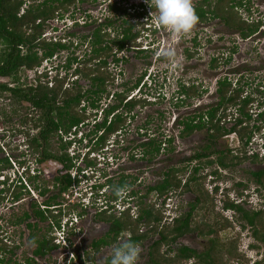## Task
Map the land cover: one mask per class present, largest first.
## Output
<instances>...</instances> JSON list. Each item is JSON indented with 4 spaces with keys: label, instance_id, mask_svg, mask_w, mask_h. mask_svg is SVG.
I'll list each match as a JSON object with an SVG mask.
<instances>
[{
    "label": "rangeland",
    "instance_id": "374dc122",
    "mask_svg": "<svg viewBox=\"0 0 264 264\" xmlns=\"http://www.w3.org/2000/svg\"><path fill=\"white\" fill-rule=\"evenodd\" d=\"M23 1L25 4L22 5L19 14L31 3H34L32 0ZM199 1L201 0H192V3L196 5ZM110 2L111 4L118 2L123 8L121 7L122 9L119 11H112ZM59 13L65 17L60 18L55 14L53 19L45 24L42 39L48 41L61 39L67 43L72 40L74 45L79 43L76 55L80 58L88 51L87 43L80 46L79 39L82 36L89 35L91 30L104 23L105 19L116 20L115 26L121 25L122 18L129 19L134 24L133 32L139 31L136 45H140V48L146 50L138 53L136 47L117 52V57L125 58L117 63L114 62L115 54L113 53L116 50L113 48L109 56H106L108 63L104 68V72L110 75L111 79L114 78L113 82H109L107 85L108 92L122 90L124 84L132 85L143 75L139 88L132 93L137 94L138 97L142 94L148 97L152 103L145 106L137 105L129 114L120 136L112 135L104 149L92 150L95 147V142L85 144L86 140L79 143L75 139L68 146L66 152L72 156L74 163L70 172L72 177H76L79 182L75 183L60 198L63 226L61 230H64L63 235L67 247L55 246L56 243L50 237V233L55 229H49L48 224L51 221L50 218L46 219L45 222L39 224L40 228L34 230V238L39 239L45 234L47 238L52 239L50 243L54 244V247L42 259L39 258L35 264H82L83 261L89 263L93 256L99 258L96 263L94 261V264H101L104 257L111 256L113 247L121 244V241L125 242L129 234L124 232L118 238L119 240L112 243L111 247L95 252L91 246L92 242L104 237L107 231V223L101 219L97 220L95 215L100 211V206L107 205L106 201L113 205V210L118 211L130 205V214L134 217L139 213L140 207L152 204L163 215L159 230L163 224H170L173 217L179 216L189 209V203L195 198L193 192L177 190L170 192L167 197H159L152 192L142 198V204H138L136 198L128 201L130 199L128 193L134 189L143 195L146 193L148 185L161 180L163 172L168 167L185 165H187V169L186 173L181 176L183 180L195 168L194 166H200L198 175L204 177V188L210 194L213 193L216 210L231 223L228 227L217 230V235L221 242H235L238 258L228 255H225V258L229 259L231 264H255L259 261L260 264H264V244L254 238L252 228L246 225L239 212L231 208H224L223 200L228 195L234 200L241 201L240 204L245 209L264 210V188L255 182L251 174L264 166V129L253 134L247 148L248 157L251 153H259V161L256 162L248 158L229 168H222L216 164H205V161H202L200 165L198 160L186 161L198 151L200 146L204 145L205 129L194 131L186 137L180 136L183 128L182 121L193 114L208 109L217 101L218 80L224 77H228L235 85H243L247 92H250L254 87L255 99L264 100V93L256 92L260 83L263 85L260 86L261 89H264V0H243L242 6L237 8L241 19L252 23L260 22L258 31L248 38H243L239 30L226 26L222 20L217 18L197 22L189 33L177 35L157 22L153 0H107L96 4L88 0L76 2L66 11H59ZM70 16L78 17L81 21L78 26L73 25V20L68 18ZM82 19L89 24H83ZM105 31L109 33L108 39L116 33L113 27L107 28ZM69 33H74L75 36L69 37ZM169 50L174 51V59H169L165 55ZM66 54V52H60L56 57L47 62L44 61L43 66H40L38 70L43 71L45 68L48 70L50 66L55 67V65L64 62ZM96 63L95 60L91 65L94 67ZM74 68L75 66L66 75L65 72L60 74L62 78L58 80L65 79L63 80L64 88L72 86L71 81L76 78L73 72ZM56 71L52 70V73L49 74L51 78L48 81H41L49 87L54 86L57 81L56 78H53ZM36 74V70L23 69L19 76L26 83H34L32 80ZM78 79L79 84L86 88L88 81L82 77ZM0 81H8V79L0 77ZM182 85L195 86V93L189 97L181 93ZM114 102V99L106 98L104 95L101 105L104 108ZM251 108L250 112L254 122L252 121L250 125L253 123L260 125L261 122L256 120L257 113L263 108L258 107L256 101ZM31 110L30 103L14 101L8 94L0 95V158L9 157L11 163V166H7L1 172L0 181H3L2 176H4L6 186L11 190L16 180L22 177L32 189L33 183L29 182L28 176L36 173L39 175L34 179L37 180V184H45L50 191H57L58 187L53 184L52 178L62 173V165L54 160L37 163L39 153L28 148L25 137H22L25 131L29 130L31 134L35 132L30 129L29 121H26ZM235 110H227V113L234 114L233 117L229 115V120L238 115ZM93 112L89 108L86 110V115H91ZM101 116V112H98L96 120H100ZM91 125L88 124L80 129L87 132ZM150 136L163 141L165 138L172 137L173 141L171 144L167 143L166 146H163L161 153L151 162H146L139 158L142 151L140 144ZM71 137L73 136H63V141H60L57 136L54 137L50 148L60 153V144ZM116 139L117 141L114 142ZM239 142L237 135L231 133L219 140L217 149L230 148L235 154V151L239 152L237 150ZM90 148L91 150H89ZM87 160H92L93 164L88 165ZM214 171H217L219 176L214 174ZM121 176H124L131 185L117 193L116 197L118 198H113L114 194L111 188L106 186L107 179L117 183ZM24 179L23 183H25ZM215 186L219 187L217 192ZM34 192L37 195V192ZM22 197L24 198L23 204L18 207L14 206L10 199L0 201V227L5 229V234L0 239L5 240L4 237H7L8 242H4L14 250L13 254L2 252V257L11 259L13 262L9 264L17 262L25 264L26 259L32 255L31 251L34 247H38L37 242L32 243L31 238L28 237L30 231L23 224L14 223L16 215H20L23 209H27L29 196L24 192ZM41 199L39 198V201ZM110 199H116V203L113 204L114 202H110ZM113 210L111 213L117 215L118 213ZM81 211H83V215L78 216L77 212ZM69 212L70 214H68ZM193 215L196 219L205 222V216L199 211L198 213L194 211ZM64 225L65 229H63ZM153 226L155 224L141 227L140 230H152ZM47 229H49L48 232ZM157 233V231L152 232V236L144 241L137 264H150L148 261L149 243L158 238ZM213 236L214 234L199 235V232L193 231L186 233L176 238L173 243L163 244L159 256H175L177 248L181 244L201 253L210 245L209 239ZM71 241L80 245L74 252L70 245ZM141 247L139 246L140 249ZM78 256H82L81 262ZM193 262L196 263V260ZM183 264H189V261H185ZM197 264L203 263L197 262Z\"/></svg>",
    "mask_w": 264,
    "mask_h": 264
},
{
    "label": "trees",
    "instance_id": "16d2710c",
    "mask_svg": "<svg viewBox=\"0 0 264 264\" xmlns=\"http://www.w3.org/2000/svg\"><path fill=\"white\" fill-rule=\"evenodd\" d=\"M77 1L84 2L88 0H42L30 4L19 14L22 5L25 3L23 0H0V77L8 79V81H0V95L8 94L14 101L30 103L32 110L26 121H29L30 129L35 132L32 135L29 130L25 131L26 141L34 151L40 153L37 160L40 162L55 160L62 165V173L55 176L53 181V184L59 187L61 193L67 192L79 181L76 177H72L70 172L74 167L72 156L67 152L60 154L50 148L54 137L57 136L60 141H63V135L69 134L73 129H77L78 132L81 127L92 124L87 132L84 130L85 136L88 138L89 143L95 142L93 150L101 149L108 144L107 142L112 135L120 136L130 116L129 114L137 105L145 106L152 103L148 100V97L142 94L138 97L137 94L132 93L139 88L143 75L132 85L124 84L122 90L113 93L108 92L107 85L109 82H113L114 78L111 79L110 75L104 72V68L108 63L106 56H109L113 48L116 50L113 53L115 54L114 62L117 63L125 59L124 57H117V52L136 47L138 53L146 50L140 48V45H136L139 31L133 32L134 24L129 19L122 18L121 25H117L119 28L115 26L116 20L105 19L106 21L94 27L89 35L82 36L79 39L80 46L87 43L88 47V51L82 58L76 55L79 43L74 45L72 40L67 43L61 41V39L55 41L42 39L45 24L53 19L56 12L66 11ZM92 1L97 0H89V2ZM242 4L243 0H201L193 7L199 18L198 22L217 18L222 20L226 26L239 30L243 38H248L258 31L260 22L252 23L241 19L237 13V8ZM121 7L118 2L110 5V8L114 11L121 10L123 8ZM124 14L126 15V13ZM62 17L63 14L60 15V18ZM85 24L89 23L86 21ZM110 27H113L116 33L108 39L109 33L105 30ZM68 36L74 37L75 34L69 33ZM60 52H66L67 54L64 62L55 65L53 69L57 70L53 76L57 80L54 86L49 87L39 78L34 80V83H26L19 76L21 70L37 68L42 65L43 61L56 57ZM95 60L97 63L93 67L91 63ZM74 66L73 72L76 78L71 81L72 86L64 88L63 80L65 79L58 80L62 78L60 74L65 72L66 75ZM80 77L88 81L86 88L79 84L78 78ZM260 86L263 85L260 83L256 92L264 93V89H261ZM181 88V93L188 97L196 90L195 86L186 87L182 85ZM216 92L217 101L215 103L208 109L193 114L181 122L183 125L180 133L181 137L189 136L197 130H206L204 145L200 146L198 151L186 161L198 160L199 165L202 161H205V164H216L222 168L232 167L248 158L258 162L259 153H251L248 157L247 148L251 143L253 134L264 129V100L255 99L254 87L250 92H247L243 85H235L228 77L218 80ZM142 93L144 92L142 91ZM104 95L106 98L111 97L115 102L103 108L101 103ZM255 101L258 107L263 108L257 113L256 120L261 122L260 125H258L259 123L250 125L252 121L254 122L250 109H252L251 106L254 105ZM89 108L92 112H95L86 115V110ZM228 109H236L235 113L238 115L229 120V115L231 116L232 113H227ZM98 112L102 114L100 120H96ZM86 120L87 123H85ZM231 133H235L240 141L237 148L239 152L235 151V154L232 153L233 150L230 148L217 149L219 140ZM172 141V137L165 138L164 141L154 136L148 137L140 144L142 151L139 158L151 162L161 153L163 146H166L167 143L171 144ZM71 143L72 141L67 140L60 145L61 148H66ZM212 156L215 157L212 158ZM87 161L88 165L93 164L92 160ZM7 166H11L9 157L0 158V170ZM194 167L187 178L183 180L181 176L186 173L187 165L182 167L170 166L163 172L160 181L148 185L145 194L140 195L134 189H131L128 193L130 200L136 198L138 204H142V198L152 192L159 197H167L172 191H191L195 194V198L189 203V209L186 212L173 217L170 224H163L159 230L163 215L152 204L147 207H140L139 213L135 217L130 214V207L121 211L118 216L115 214L106 215V211H103L104 213L100 214V219L110 221L111 225L106 235L93 242V246L100 247L115 243L124 232L129 234L126 241L143 245L144 241L152 236V232L157 231L158 238L150 245L149 257L152 264H179L192 258L196 260V263L193 262L192 264H197V262L203 264H231L230 260L225 258V255L238 258L237 246L234 241L221 242L217 235V230L224 229L231 223L229 219H225L216 210L213 193L210 194L204 188V177L198 175L200 166ZM214 172L218 175L217 171ZM251 174L255 182L264 188V166ZM32 178L36 179L37 176ZM34 182L36 183L37 180H34ZM130 185V182H127L124 176H121L117 183L108 179L106 184L108 188H111L114 197L117 195V189H123ZM37 187L39 188V185ZM215 189L217 192L219 187L215 186ZM46 191L47 188L43 187L40 194L44 195ZM21 195L22 193L18 188L15 197L19 198ZM56 199L57 197L54 196L47 203L53 204ZM223 200L225 203L224 208H231L239 212L246 225L252 228L254 238L264 244V210L245 209L240 203L231 200L228 195ZM194 211L202 213L206 218L205 222L196 219L193 215ZM82 212H77L78 216L83 215ZM61 213L62 209H59L58 214L52 213L48 209L46 211L35 210L36 216L41 220L51 218L49 228H61ZM28 217L29 215L26 213L23 219ZM21 221L22 219L18 220V222ZM151 224H155L152 230H140L141 227L150 226ZM0 230L1 237L5 234V231L1 227ZM192 231L199 232V235L204 236L214 234L209 239L210 245L204 251L200 253L187 246H182L175 256H159L163 244L173 243L176 238ZM44 235L39 239L34 238L35 234L31 236V240L36 241L38 244L35 252L38 255L47 254L54 247V244L50 243L52 239L50 240ZM50 237L53 238L51 235ZM4 239L6 241L0 239V264L13 263L11 259L2 257V252L14 253V250L5 243L8 242L7 237H4ZM110 259L111 257L108 258V264H110ZM79 260L82 259L79 257ZM16 264L21 263L17 262ZM255 264H260V261Z\"/></svg>",
    "mask_w": 264,
    "mask_h": 264
},
{
    "label": "flooded vegetation",
    "instance_id": "af4514ba",
    "mask_svg": "<svg viewBox=\"0 0 264 264\" xmlns=\"http://www.w3.org/2000/svg\"><path fill=\"white\" fill-rule=\"evenodd\" d=\"M32 1H34V0H32ZM42 1V0H41ZM41 1H38V2H41ZM105 2V1H107V0H97V1H92V3H100V2ZM35 2V1H34ZM36 2H37V0H36ZM35 2V3H36ZM77 2H80V1H77ZM25 4V3H24ZM32 4V3H31ZM110 5H111V2H110ZM112 10V9H111ZM113 11V10H112ZM64 12V11H63ZM56 14H57V17H60V15H62L61 13H59V11H57L56 12ZM63 17H65L64 15H63ZM68 18H70L71 20H73V25L75 26L76 24L77 25H79L78 23H80L81 21L78 19V17H73V16H70V17H68ZM64 19V18H63ZM86 19V18H85ZM86 22V20H84V19H82V23L84 24ZM72 25V26H73ZM49 41H52V40H49ZM54 41V40H53ZM117 54V53H116ZM32 131H33V129H32ZM34 133H32V135H33ZM22 137H25V135L23 134V136ZM25 140H27V138L25 137ZM24 140V141H25ZM26 142V144H27V146H28V148H30L31 150H33V152H35L34 151V149L31 147V146H29V144L27 143V141H25ZM89 142V140H87V142H85V144H87ZM72 144V143H71ZM92 146V145H91ZM67 148L68 147H66V148H60V150H59V152H60V154L61 153H63V152H66L67 151ZM40 154V153H39ZM139 155H141V153L139 154ZM39 160H36V162L37 163H39V164H41V163H44V162H46V161H49V160H44V161H42V162H38ZM5 168H3V169H1L0 170V172L1 171H3ZM57 172V171H56ZM1 175V174H0ZM35 176H37V178H38V176L39 175H35ZM31 177V178H30ZM30 177H29V182L32 184L33 183V188L31 189L30 188V184L29 183H27L26 182V180L24 179V181H25V183L23 184L22 183V180H23V178L21 177V178H19V179H17L16 180V182H15V184L13 185V187H12V189L10 190V188L8 187V186H6V183H5V181H0V201H3V200H5V199H10L12 202H13V204H14V206H16V207H18V206H21L22 204H23V197H22V195L24 194V192H26V194L29 196V198H28V204H27V209L25 210V209H23V211H22V213L19 215V214H17L16 215V219H15V221H14V223H16V224H23L24 226H25V228H27L28 229V231H30V234L28 235V237L29 238H31V236L33 235V232H34V230H36V228H40L39 227V224L41 223V222H45L46 220H41L39 217H37L36 216V214H35V210L36 209H38V210H43V211H46L47 209L49 210V211H52V213H54V212H56V213H58L59 212V209H61V203H60V198H61V195L62 194H64V193H66V192H63V193H61L60 192V189H59V187H58V189H57V191H50V189H49V187H47L45 184L44 185H42L41 183H38L37 185H36V183L34 182V178H32L33 176L32 175H30ZM55 177V176H54ZM54 177L52 178V181H54ZM107 181H108V179H107ZM21 184H23V186H21ZM39 185V188L37 187ZM56 186V185H55ZM43 187H45V188H47V191H46V193L44 194V195H41L40 194V192H41V190H42V188ZM20 189V191H21V193H22V195L19 197V198H16L15 197V192L17 191V189ZM124 190V188L123 189H121V192ZM34 191H36L37 192V195H35V192ZM54 192H56V193H54ZM53 194V195H52ZM57 197V199L55 200V202H53V204L52 203H47V202H49V200L52 198V197ZM39 198H42L41 199V201H39ZM113 198H118V197H113ZM59 200V201H58ZM109 200V199H108ZM110 202H114L113 204H115L116 203V199H110ZM106 203H107V205H104V206H100L99 208V212L95 215V218L97 219V220H99L100 219V214L101 213H104L103 211H106L105 213H106V215H111L112 213H111V210H113V205H110V204H108L109 203V201H106ZM114 212H117L118 214L117 215H119L120 214V212L121 211H118V210H113ZM26 213L29 215V217L28 218H25V219H23V217L26 215ZM102 216H103V214H102ZM3 218V217H2ZM22 219V221L21 222H18V220H21ZM48 219V218H47ZM101 221H103V222H105V223H107V231H106V233L108 232V230H109V228H110V221H106V220H103V219H101ZM48 226H50V222H49V224H48ZM50 229V228H49ZM49 229H47L46 231L48 232L49 231ZM2 230H4L5 231V229L3 228ZM106 233L104 234V236L106 235ZM120 237V236H119ZM101 239V238H100ZM99 240V239H98ZM119 240V239H118ZM6 241V240H5ZM97 241V240H96ZM95 242V241H94ZM123 241H121L120 243H122ZM154 241H151L150 243H149V249H148V261L150 262L151 260H150V257H149V252H150V245L153 243ZM71 246H72V250H73V252H74V250L76 249V248H78L80 245H78V244H76L77 242H72L71 241ZM114 244V243H113ZM113 244H107V245H102V246H100V247H95V246H93V242H92V247H93V249H95V252H100L101 250H105V249H108L109 247H111ZM57 246V245H56ZM70 246V247H71ZM118 246V245H117ZM138 246H142V245H138ZM182 246H185V245H180L178 248H177V252L176 253H178L179 252V249L182 247ZM143 247V246H142ZM142 247H141V250H142ZM188 247V246H187ZM37 248L38 247H34V249L31 251V256L30 257H28L27 259H26V261H25V264H35V263H37V261L39 260V258L40 259H42L44 256H46L47 254H44V255H38V254H36L35 252H36V250H37ZM189 248H191V247H189ZM55 249V248H54ZM113 249H114V247H113ZM191 249H193V248H191ZM56 250V249H55ZM194 250V249H193ZM112 256V255H111ZM111 256H108V257H104V259H102L101 260V264H108L107 262H108V258H110ZM80 257V259H83V258H81L82 256H79ZM99 258L97 257H92V259L89 261V263H91V264H94V261H95V263L97 262V260H98ZM24 262V261H23ZM31 262V263H30ZM81 262V261H80ZM18 263H21V262H18ZM85 263H87V264H89L88 262H86V261H83L82 262V264H85ZM191 263V261L189 260V264ZM150 264H152V262H150Z\"/></svg>",
    "mask_w": 264,
    "mask_h": 264
},
{
    "label": "clouds",
    "instance_id": "9594fccd",
    "mask_svg": "<svg viewBox=\"0 0 264 264\" xmlns=\"http://www.w3.org/2000/svg\"><path fill=\"white\" fill-rule=\"evenodd\" d=\"M153 4H154V8L156 10L157 22L161 26L170 29L172 32L176 33L177 35L189 33L193 29L194 25L198 22L199 18L195 13L192 0H153ZM165 55L169 59L175 58V53H174V51H171V50L166 52ZM47 61L48 60H45V62H47ZM42 66H43V63L41 65V67ZM38 68H40V66L37 67V69L36 68L29 69V70H36V73H37L32 81L34 82V80H36L38 78L42 81L43 80L48 81L51 78V76H49V74L52 73V70L54 69V67L50 66V69L47 70V68H45L43 71H39ZM76 130L77 129H73L69 134H67V135H71L73 137L66 139V140H70V141H72V143L75 140L79 143L84 142L83 140H86L85 142H87L88 138L85 136V132L81 131V129L78 132ZM67 135H63V136H67ZM114 142H116V140H114ZM106 146H104L102 149H104ZM89 150H91V148ZM92 150H93V148H92ZM91 152H94V151H91ZM56 162H58V161H56ZM32 175L35 176L36 173L32 174ZM2 177H3V181H5L6 180L5 177L4 176H2ZM120 192H121V189H117V193H120ZM219 192L222 193L221 191H219ZM231 200L238 202V203H241V201L234 200L233 198H231ZM128 201H130V199H128ZM128 207H130V205L124 207L121 211H123L124 209H126ZM61 221L62 220H60L61 228L52 227L53 229H55V231L51 232L50 235L54 238V242L56 243L57 246H66L67 247V243L64 244L59 239V233L64 232V230H61L63 227ZM65 224L67 225L68 223H65ZM65 227L66 226L64 225L63 229H65ZM52 228H51V230H52ZM65 242H66V240H65ZM32 243H34V241H32ZM71 244L72 243H70V245ZM140 252H141V249L139 248V246L137 244H135L132 241H125V242L119 244L118 246H116L112 250V256L110 259V264H137L139 256H140ZM192 259L190 260L191 261L190 264L193 263L194 259L193 260Z\"/></svg>",
    "mask_w": 264,
    "mask_h": 264
},
{
    "label": "built area",
    "instance_id": "2783aa9c",
    "mask_svg": "<svg viewBox=\"0 0 264 264\" xmlns=\"http://www.w3.org/2000/svg\"><path fill=\"white\" fill-rule=\"evenodd\" d=\"M59 239H60V241L62 242V243H66L65 242V237H64V235H63V233L61 232V233H59Z\"/></svg>",
    "mask_w": 264,
    "mask_h": 264
}]
</instances>
